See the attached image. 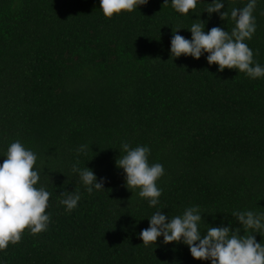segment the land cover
I'll return each mask as SVG.
<instances>
[{"label":"trees","instance_id":"trees-1","mask_svg":"<svg viewBox=\"0 0 264 264\" xmlns=\"http://www.w3.org/2000/svg\"><path fill=\"white\" fill-rule=\"evenodd\" d=\"M212 2L182 15L171 0H149L106 19L100 0H0V164L19 141L37 155L36 187L50 193L47 230H26L0 264H211L162 236L146 248L139 234L158 210L171 219L198 206L202 237L208 226L243 236L232 213L264 214V77L220 72L207 53L171 56L173 31L190 40L199 19L205 33L230 34L232 8L249 0H222L225 20L206 12ZM253 16L245 43L264 67V0ZM124 143L163 165L156 207L126 187L116 166ZM73 165L104 189L89 194ZM72 193L80 200L69 212L60 201Z\"/></svg>","mask_w":264,"mask_h":264},{"label":"clouds","instance_id":"clouds-1","mask_svg":"<svg viewBox=\"0 0 264 264\" xmlns=\"http://www.w3.org/2000/svg\"><path fill=\"white\" fill-rule=\"evenodd\" d=\"M149 0H100V9L106 19L122 12L131 13L139 6L146 5ZM198 0H171L172 7L182 15H188L197 7ZM257 0L240 8L233 7L231 18L235 27L229 34L220 27H212L205 33V22L199 19L190 27L191 39L178 34L180 29L173 31L171 39V56H191L199 60L207 53L209 65H218V70L236 69L248 77L256 79L264 77V67L253 61V52L245 43L256 31L253 16ZM168 0H164L167 4ZM222 0H213L206 12L219 13L225 20L229 15ZM126 153L116 160L117 168L126 174V187L130 190L139 189V196L149 201L150 207L159 204L161 190L157 181L164 175L163 165H150L148 158L150 149L146 146L130 148L127 143L122 145ZM82 145L78 152L86 151ZM37 155L25 149L19 142L9 146L6 159L0 164V251H6L9 244H18L24 232L30 231L37 235L47 230L50 217L46 213L50 193L44 187L37 188L39 172L34 170ZM73 172H78L82 183L89 194L93 190L104 189V179L97 181L94 172L85 168L80 170L73 165ZM80 195L72 193L60 203L71 212L78 205ZM232 216L242 225L233 230L230 226H208L206 235H201L199 228L202 213L198 206L185 209L182 215L168 219L161 210L149 218V227L139 234L143 245L147 248L156 246L159 237L164 244L183 243L189 247L191 256L196 260L211 261V264H264V243H258L253 233H264V214L257 215L253 211L233 212Z\"/></svg>","mask_w":264,"mask_h":264}]
</instances>
